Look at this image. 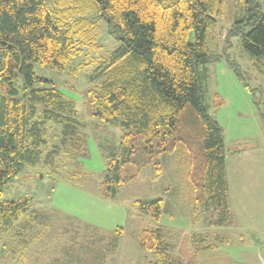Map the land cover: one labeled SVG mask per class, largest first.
<instances>
[{
  "label": "trees",
  "instance_id": "1",
  "mask_svg": "<svg viewBox=\"0 0 264 264\" xmlns=\"http://www.w3.org/2000/svg\"><path fill=\"white\" fill-rule=\"evenodd\" d=\"M227 1L0 0V197L25 167L39 165L48 174L61 156H85V120L91 118L120 128L118 147L104 156L102 199H114L125 182L123 168H141L155 156L180 151L187 159L193 216L205 214L211 228L233 226L223 129L208 113L202 84L207 64L222 57L207 39ZM234 1L239 8L226 41L238 37L251 57L264 60V4ZM90 15L106 20L118 35L117 47L103 57L90 55L101 47L99 20ZM82 55L72 72L93 63L90 78L98 79L86 90V112L34 71L39 65L63 72ZM258 114L264 128V114ZM134 206L158 222L163 200H137ZM44 219L28 197L0 202L3 264H107L123 235L122 227L107 237L86 225H64L44 237L50 230ZM136 239L155 254L140 264H199L195 255L184 261L173 254L161 228H143ZM224 240L218 233L191 237L204 261Z\"/></svg>",
  "mask_w": 264,
  "mask_h": 264
},
{
  "label": "rangeland",
  "instance_id": "2",
  "mask_svg": "<svg viewBox=\"0 0 264 264\" xmlns=\"http://www.w3.org/2000/svg\"><path fill=\"white\" fill-rule=\"evenodd\" d=\"M257 1L264 4V0ZM238 8L234 0H228L224 14L218 17L209 33V48L221 53L222 57L207 64L202 84L208 113L223 129L228 203L239 229L235 224L233 227H208L205 214L200 211L197 217L193 216V192L186 176L187 159L180 151L155 156L141 168L134 165L123 168L121 177L125 182L118 187L114 199H102L98 186L105 171L104 156L118 147L120 128L96 124L91 118L85 120V156H61L48 174L39 165L25 167L6 184L0 202L28 197L32 209L44 215L42 222L50 225L44 237L64 225L76 229L86 225L108 234L107 237L122 227L123 235L116 253L108 258L107 264H140L154 260L155 254L142 250L136 239L137 233L148 227L161 228L168 236L173 254H179L184 261L195 255L199 264H216L220 257L229 264H264V128L258 114V109L264 114V60L251 57L241 47L238 37L226 41V33ZM90 17L99 20L97 42L101 46L90 55L103 57L117 47L118 35L106 20L96 15ZM83 55L63 72L34 65L37 76L54 82L74 100L80 112H86L87 88L92 81H98L90 78L95 68L93 63L72 72L84 60ZM157 198L163 200L158 222L134 206L137 200ZM211 233H218L225 240L209 251L215 256L204 261L203 253H194L191 237ZM240 238L242 241L237 242ZM5 240L8 243L10 239ZM241 242L255 250L249 251ZM238 251L252 254L242 262L229 257ZM0 264H3L1 260Z\"/></svg>",
  "mask_w": 264,
  "mask_h": 264
},
{
  "label": "crops",
  "instance_id": "3",
  "mask_svg": "<svg viewBox=\"0 0 264 264\" xmlns=\"http://www.w3.org/2000/svg\"><path fill=\"white\" fill-rule=\"evenodd\" d=\"M228 196H229V186H228ZM229 204V203H228ZM229 209H230V206H229ZM230 211H231V209H230ZM232 213V212H231ZM233 217H234V215H233ZM234 220L236 221V217H234ZM234 224L237 226V228L239 229V227L240 226H238V224L236 223V222H234ZM235 226V227H236ZM228 227H233V226H228ZM240 237H242V235H240ZM239 241H242V239L240 238L239 240H237V242H239ZM241 244H243V245H245V246H247V243H244V242H241ZM248 247V250L249 251H254L255 250V248L254 247H249V246H247ZM229 250V249H228ZM228 253H230L229 251H228ZM251 254L252 253H245L244 251H238V253H236V254H231V255H229V257L230 258H233V259H235V260H238V261H240V262H242V261H247L248 260V258L249 257H251ZM243 264H245L244 262H243Z\"/></svg>",
  "mask_w": 264,
  "mask_h": 264
}]
</instances>
